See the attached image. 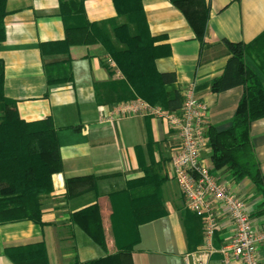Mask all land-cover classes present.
Masks as SVG:
<instances>
[{"label":"crops","instance_id":"crops-1","mask_svg":"<svg viewBox=\"0 0 264 264\" xmlns=\"http://www.w3.org/2000/svg\"><path fill=\"white\" fill-rule=\"evenodd\" d=\"M209 20L202 43L180 8L171 0H143L144 12L159 43L169 44L171 54L157 60L161 72L171 73L184 95L194 86L195 96L208 106L207 124L219 130L231 126L244 88L237 84L220 92L212 90L230 58L226 41L251 44L247 65L264 85V0H206ZM91 23L114 22L113 0H85ZM6 38L0 44L5 65V93L27 121L51 118L58 134L63 170L53 174V190L42 195V223L22 220L0 223V264H15L7 255L11 247L45 243L49 264H74L105 257L117 251L110 213L112 193L124 191L129 182L142 179L154 167L165 181L161 202L166 215L138 227L139 242L121 255L123 264H185L184 256L203 242V221L186 207L185 198L170 175V160L178 143L167 122L153 116H125L109 121L115 104L110 99L112 81L122 73L111 67L109 54L99 43L73 45L66 54H53L43 44L66 37L60 0H8ZM69 60L73 80L49 85L46 65ZM255 156L264 172V117L252 123ZM206 164L248 205L255 225H264V191L248 178L233 181L225 168L213 169L210 150ZM99 177L94 182L68 183L76 177ZM94 203L101 207L108 249H103L78 224L74 212ZM234 223L222 211L214 236L219 249L234 234ZM264 264V247L259 251ZM209 264H224L215 252Z\"/></svg>","mask_w":264,"mask_h":264},{"label":"trees","instance_id":"trees-1","mask_svg":"<svg viewBox=\"0 0 264 264\" xmlns=\"http://www.w3.org/2000/svg\"><path fill=\"white\" fill-rule=\"evenodd\" d=\"M182 10L197 38L204 43L210 7L206 0H171ZM8 0H0V44L6 38L5 17ZM85 0H60L65 39L43 44L53 54H66L73 45L99 43L122 73L121 81H112L106 103L142 98L175 112L182 106L184 95L171 73L161 72L157 60L171 54L169 44L159 43L147 21L143 0H113L117 18L114 22L91 23L87 19ZM230 58L224 73L212 84L220 92L240 84L244 93L231 126L207 129L208 149L213 169L230 171L233 181L250 179L264 191V172L255 156L251 139L252 123L264 117V85L245 60L251 44L226 41ZM49 85L73 80L69 60L46 65ZM63 170L57 129L51 118L27 122L17 104L5 93V65L0 59V223L33 220L42 223L41 198L53 190V174ZM212 170V169H211ZM99 177H76L68 183L94 182ZM165 178L154 167L142 179L129 182L124 191L110 195V221L117 251L105 257L74 264H123L121 255L131 253L139 242V225L166 215L161 202ZM195 216L199 217L194 213ZM103 249H108L101 207L94 203L72 215ZM15 264H49L45 243H35L6 250Z\"/></svg>","mask_w":264,"mask_h":264},{"label":"built area","instance_id":"built-area-1","mask_svg":"<svg viewBox=\"0 0 264 264\" xmlns=\"http://www.w3.org/2000/svg\"><path fill=\"white\" fill-rule=\"evenodd\" d=\"M107 61L117 68L112 58ZM207 115V103L195 96L194 86L190 85L184 89L182 106L175 112L135 98L115 104L109 113V121L125 116H153L165 120L176 132L178 143L171 156L170 175L177 182L186 207L202 219L204 230L202 244L185 254V264H209L217 251L223 255L224 264H260L264 225L254 224L245 200L214 176L203 158V152L208 148ZM222 211L230 216L235 228L229 242L216 249L214 236Z\"/></svg>","mask_w":264,"mask_h":264}]
</instances>
